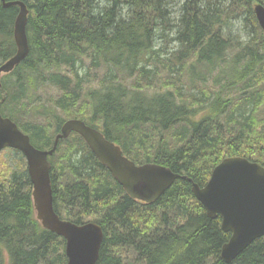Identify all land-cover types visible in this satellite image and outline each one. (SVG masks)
<instances>
[{
	"label": "trees",
	"instance_id": "trees-1",
	"mask_svg": "<svg viewBox=\"0 0 264 264\" xmlns=\"http://www.w3.org/2000/svg\"><path fill=\"white\" fill-rule=\"evenodd\" d=\"M20 1L28 9L30 49L1 77L0 113L35 147L50 149L62 123L80 119L135 164L166 166L199 186L228 156L264 166V34L252 11L264 0H184L175 24L181 47L168 59L152 42L156 29L171 27L165 0H105L102 7L101 0ZM17 13L0 1V64L16 50ZM239 16L249 27L246 44L221 32ZM77 63L110 72L92 84L95 74L80 75ZM188 74L201 83L203 98L183 92ZM46 87L50 103L21 101L24 89ZM48 160L55 212L102 228L96 264H264V236L232 261L221 260L230 232L219 215H206L188 179L176 178L155 201L135 200L75 132ZM19 173L0 157V264H66L64 239L36 219L29 177Z\"/></svg>",
	"mask_w": 264,
	"mask_h": 264
},
{
	"label": "water",
	"instance_id": "water-1",
	"mask_svg": "<svg viewBox=\"0 0 264 264\" xmlns=\"http://www.w3.org/2000/svg\"><path fill=\"white\" fill-rule=\"evenodd\" d=\"M0 1L3 7H18L13 23L16 51L0 64L1 90V75L13 71L28 56L30 46L26 33V4L20 0ZM253 11L264 34V6L256 3ZM4 100L5 95L0 99V106ZM72 132L83 138L98 161L135 200L155 201L176 178L188 179L191 191L203 205L206 215L209 218L219 215L222 230L230 232L229 239L220 250V258L224 262L232 261L255 239L264 236V166L258 162L242 156L225 157L212 169L208 181L199 186L166 166L150 162L135 164L122 153L119 145L80 119L65 120L54 137L52 147L40 149L12 119L0 113V153L3 149L13 148L25 158L35 217L44 228L64 239L66 264H96L104 236L96 222L78 224L62 219L53 207L48 157L56 150L59 140Z\"/></svg>",
	"mask_w": 264,
	"mask_h": 264
},
{
	"label": "rangeland",
	"instance_id": "rangeland-1",
	"mask_svg": "<svg viewBox=\"0 0 264 264\" xmlns=\"http://www.w3.org/2000/svg\"><path fill=\"white\" fill-rule=\"evenodd\" d=\"M183 2H184V0H165L164 8L168 12L167 17L169 19H170L172 11L176 8L177 5L179 6V8L181 10V8L183 6ZM104 3H105V0H101L100 6L101 7L104 6ZM231 19H233V18H229L226 22H224L222 24V28H221L222 35L227 39L240 41V39L237 36H233L231 34H226V32H225V29L229 25V22ZM170 24H171V27H167V28L159 27V32L155 31V35H154V38L152 41L153 45L155 43H158V42L160 43V47L155 48V49L158 51V53H157L158 57L161 59L171 58L173 56V53L176 52L177 50H179L181 47L179 41H177L175 39V37H176L175 24L176 23H174L170 19ZM244 28H245V31H246L248 38H249V34H248L249 27H247L245 20H244ZM177 42L179 44V47L176 50L170 52L169 51L170 46L173 43H177ZM155 59H156V57H155ZM76 68H77L79 74L82 76L83 75L85 76L87 73L89 75H93V76L95 74V80L96 81L92 82V84H96L99 77L103 76L104 74H108L110 72V71H106L105 67H103V66L101 68H96L93 70L90 69V71L88 72L87 63L84 65L77 63ZM186 77L187 78L185 80L186 82L184 84L183 92L185 94H188V95L189 94H195L196 96L203 98L202 92L197 88V86H199L201 83L192 82L189 74L186 75ZM158 79H159V76H156V80H158ZM11 80H14V78L11 77ZM85 81L88 82L89 81L88 78H86ZM9 85L13 89L11 83ZM18 87H19V85H18ZM52 89H53V87H52ZM235 90L238 91L239 89L238 90L232 89V91H235ZM238 93H239V91H238ZM51 94H52V90L50 88H47V87L43 88V89L39 88V89H37V91L36 90L35 91H33V90L28 91V89L27 90L24 89L23 98L21 101L23 103L27 104L28 106H41V105H43L42 104L43 102H45V104H48L51 102ZM225 94H227V96H228L231 93H225ZM205 104L206 105L197 107L196 114L194 116L196 119L195 121H197L200 118V116L204 112H206L207 109H209L208 102H206ZM40 110H42V108ZM0 157L2 158V161L5 162V164L11 168L12 171L18 172V174H20L19 172H21V170H23V169L26 170V160L23 157V155L17 150H15L13 148L3 149L0 153Z\"/></svg>",
	"mask_w": 264,
	"mask_h": 264
},
{
	"label": "clouds",
	"instance_id": "clouds-1",
	"mask_svg": "<svg viewBox=\"0 0 264 264\" xmlns=\"http://www.w3.org/2000/svg\"><path fill=\"white\" fill-rule=\"evenodd\" d=\"M201 7H203V4H201ZM182 16V11L180 10L179 6L177 5L176 8L172 11L170 19L176 23L179 24L180 17ZM157 32H159V29H156ZM226 34H231L233 36H237L240 39L241 43L246 44L248 41V35L244 28V18L242 16L235 17L230 20L229 25L225 29ZM154 48L160 47V43H155L153 45ZM179 47L178 42L173 43L170 46L169 51H174Z\"/></svg>",
	"mask_w": 264,
	"mask_h": 264
},
{
	"label": "flooded vegetation",
	"instance_id": "flooded-vegetation-1",
	"mask_svg": "<svg viewBox=\"0 0 264 264\" xmlns=\"http://www.w3.org/2000/svg\"><path fill=\"white\" fill-rule=\"evenodd\" d=\"M15 51H16V50H15ZM13 55H14V54H13ZM13 55H11V56H13ZM11 56H10V57H11ZM23 61H24V60H23ZM23 61H22V62H23ZM22 62H21V63H22ZM21 63H20V64H21ZM20 64H18V65H20ZM18 65H17V66H18ZM17 66H16V67H17ZM16 67H15V68H16ZM15 68H14V69H15ZM14 69H13V70H14ZM11 72H12V71H11ZM9 73H10V72H9ZM1 92H2V89H1ZM4 93H5V92H4ZM4 93H2V94H4Z\"/></svg>",
	"mask_w": 264,
	"mask_h": 264
},
{
	"label": "bare ground",
	"instance_id": "bare-ground-1",
	"mask_svg": "<svg viewBox=\"0 0 264 264\" xmlns=\"http://www.w3.org/2000/svg\"><path fill=\"white\" fill-rule=\"evenodd\" d=\"M253 11V10H252Z\"/></svg>",
	"mask_w": 264,
	"mask_h": 264
}]
</instances>
